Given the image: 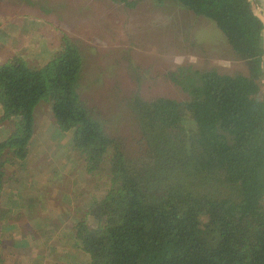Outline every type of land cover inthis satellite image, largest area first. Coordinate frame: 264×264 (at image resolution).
Masks as SVG:
<instances>
[{
  "label": "trees",
  "instance_id": "obj_1",
  "mask_svg": "<svg viewBox=\"0 0 264 264\" xmlns=\"http://www.w3.org/2000/svg\"><path fill=\"white\" fill-rule=\"evenodd\" d=\"M153 1L213 22L246 71L183 65L168 77L186 100L135 95L133 157L82 98L84 58L70 39L41 68L16 55L0 65V123L14 124L0 141V199L15 203L17 184L6 185L3 170L25 168L35 109L47 102L87 173L112 177L76 226L85 264H264V21L250 0Z\"/></svg>",
  "mask_w": 264,
  "mask_h": 264
},
{
  "label": "rangeland",
  "instance_id": "obj_2",
  "mask_svg": "<svg viewBox=\"0 0 264 264\" xmlns=\"http://www.w3.org/2000/svg\"><path fill=\"white\" fill-rule=\"evenodd\" d=\"M133 1L134 7L111 0H17L18 13L32 15L35 19L32 20L35 27L29 25L33 27L35 37L23 38V44L34 42L24 51L25 56L20 53L16 55L32 68H41L58 55V52L52 50L61 47V39H70L84 58L81 82L86 88L81 90L82 98L98 115L101 114L108 120L105 124L106 131L117 139H122L124 148L131 156L137 157V121L131 109L135 95L147 101L158 97L184 101L187 99L186 94L168 77L177 67L192 65L199 70L215 68L220 73H225L245 72L246 65L236 60L225 36L213 22L193 17L172 1ZM250 1L254 13L264 20L259 2ZM3 2L4 0L0 2L1 9L7 12L9 6L3 5ZM44 47L51 48V53L46 54ZM5 55L0 53V58ZM262 76L260 95L263 97L264 75ZM49 105L47 108L51 111L50 117L44 116L45 112L46 115L49 114L46 105L37 115L33 141L36 140V135H47L49 139L53 126L57 125L52 105ZM114 118L119 120L114 121ZM0 129L8 137L14 124L7 120L0 123ZM53 134L54 139H58L56 133ZM41 142L35 143V154L27 158V163H30V159L37 160L31 170L25 171L27 165L20 170L15 164H7L3 170L6 174L3 182L6 185L13 181L12 174H19L15 181L21 185L19 188L24 187L21 192L28 195L27 202L31 201L33 195L27 193L30 188L25 186L27 182L32 183L31 176L34 173L48 172L46 182L50 185L53 183V172L58 170L57 181H61L59 185L62 187L66 176L69 175L72 180L77 178L76 172L80 166L87 181L83 185L88 190L93 189V192L101 195L108 193L112 186L111 176L88 174L87 164L77 152V157H73L62 151V141L52 152V156L58 154L57 159L53 160L52 156L46 158L42 154L45 148L41 146ZM72 158L79 161L78 167V162H69ZM70 189L65 188V191ZM17 198H13L14 206L10 204L12 198L2 196L0 199V264H62L60 254L54 253L51 240L46 238L54 230L34 227L40 225L35 224V221L44 220H36L31 212L20 213ZM25 206L34 208L31 204ZM25 206L23 207L26 208ZM58 236L62 238V234ZM61 240L55 239L54 246H62Z\"/></svg>",
  "mask_w": 264,
  "mask_h": 264
},
{
  "label": "crops",
  "instance_id": "obj_3",
  "mask_svg": "<svg viewBox=\"0 0 264 264\" xmlns=\"http://www.w3.org/2000/svg\"><path fill=\"white\" fill-rule=\"evenodd\" d=\"M1 1L3 0H0V2ZM28 3L29 1L26 2V4ZM2 4L8 5L9 9H7V12H4L0 6V53L6 54L4 57L0 58V65L8 62L16 54L20 53L22 56H25L24 51L28 49L29 45L33 43L34 40L26 44H23L21 40L23 38L27 39L35 37V33H33V27H35V24L32 21L35 19L32 18L33 16H28L25 13H18L20 11H18L17 0H4ZM183 10L191 14L187 10ZM191 15L195 18L202 19L201 17H196L193 14ZM29 25H32L33 27ZM29 32L32 33L29 34ZM60 48L61 47H58L57 49L52 51L57 53L58 51H60ZM44 49V52L46 54L51 53V48L44 47ZM44 105H46V111H48L49 113L48 115H46L45 112V118L51 116V111L49 110V108H47V105H49V103L41 102L35 109L36 125L37 115L41 112V109L44 107ZM2 115L3 109L0 103V118L2 117ZM53 128V131L50 132L51 136L49 137V139H47V135H43L42 137L36 135V140L33 141V146H35V143L37 141H42L41 146L45 148L42 154L46 158H48L52 156V152H54L56 145L62 141V145L64 143L62 151H65V153H68L70 156L72 155L73 157H77V153L73 150L70 136L68 134L62 133L56 125L53 126ZM53 132L56 133L58 139H54ZM5 135L6 134L0 129V141L5 137ZM35 151L36 150L33 149L31 154L34 155ZM57 155L52 156V159H57ZM36 161V159H30V163L26 164L27 169L25 171L27 172L31 170ZM69 162H78L77 167L80 165L79 161H77L75 158L70 159ZM80 168L77 169L76 172L78 174V176L76 175L77 178L72 180L69 175L66 176V178L64 179L65 184H63L62 187L59 185L61 181H57V173H59L58 170H55L56 172H53V183H51L50 185L48 182H46V174L48 172L38 173L37 171L36 173L38 174L34 173L31 176L32 183L27 182L25 186L30 188V191H27V193L33 195L30 202H27L26 197L28 195H24L21 192L24 187L22 189L21 187L19 188V186L21 185L15 181V179L18 178L19 174H16V176H14L15 174H12L13 181H15L14 183L17 184V186H15L16 194L13 193L14 196L12 197H18V206L20 208V213L23 214V212H31L36 220H38V218H40L39 220H44V222L35 221V224L38 223L40 225L34 227L54 230V232H52L50 235L48 234L47 237L45 235V237L51 240L50 245L52 246L54 253L60 254V260H62V264H85V261L88 263V260L84 261L82 258H80V250L77 248V246H75L76 226L80 222H85V220L87 219V214L90 211L93 203L99 200V197L103 198L106 196L101 195L99 192H93V189L88 190V187L83 185L87 181L85 180V174L83 170L81 171ZM79 177H81L82 179H79ZM55 181H57V183H54ZM18 188L20 189V191H17ZM65 188L71 189L65 191ZM97 190L99 191V186L97 187ZM25 204L29 206L31 204L34 208H28L25 206ZM23 206H25L26 208H24ZM57 230H59L58 233ZM60 234H62V238L58 236ZM58 238L62 239V246L60 247L54 246L56 245L55 239Z\"/></svg>",
  "mask_w": 264,
  "mask_h": 264
},
{
  "label": "water",
  "instance_id": "obj_4",
  "mask_svg": "<svg viewBox=\"0 0 264 264\" xmlns=\"http://www.w3.org/2000/svg\"><path fill=\"white\" fill-rule=\"evenodd\" d=\"M263 10V13H264V0H257ZM264 21V20H263Z\"/></svg>",
  "mask_w": 264,
  "mask_h": 264
}]
</instances>
